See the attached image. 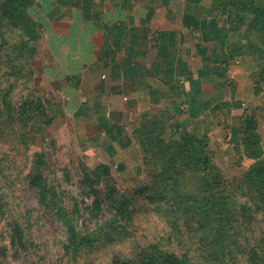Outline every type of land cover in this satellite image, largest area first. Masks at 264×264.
Listing matches in <instances>:
<instances>
[{"label": "rangeland", "instance_id": "rangeland-1", "mask_svg": "<svg viewBox=\"0 0 264 264\" xmlns=\"http://www.w3.org/2000/svg\"><path fill=\"white\" fill-rule=\"evenodd\" d=\"M49 1L52 8L62 12L77 8L74 4L77 0H34L35 6L30 9L29 17L35 25V34H27L20 23L19 26H12V20L8 19L3 27L7 42L3 54L8 56L12 53L16 61H4L5 65L3 63L1 66L0 100L3 102V96L9 93L10 101L5 104L12 102L18 107L25 101H35V104L44 107L40 110L47 115L40 119L47 123L51 117L53 120L48 126L20 120L15 126L19 133L15 136L6 134L4 138L0 135V190L7 204L6 214L0 221V246L7 248L5 258L0 253L2 264H109L117 253L132 256L140 248L155 243L177 253L187 251L188 246L182 243L181 237L171 233L170 225L174 219L164 198L167 193L180 195L199 189L190 182L176 186L167 179L158 178L160 172L155 173V177L150 173L152 157L147 155L142 144L146 141L147 146L145 118L140 116L136 123L129 125L121 146L106 148L99 143L100 140L97 143L88 140L89 133L84 123L65 115L64 100L41 80L40 68L48 61L46 36L51 22L47 19L49 15L46 11L51 7L45 9V6ZM95 2L97 0L90 1V14L98 4ZM247 18L244 37L247 42L250 40L257 45L249 27L250 17ZM258 88L261 92L256 95L257 100L244 112L255 111L263 128L264 110L261 107L264 106V83L261 82ZM38 107L35 108L40 111ZM153 116L158 121L157 131L152 134L154 139L161 136L168 143L188 130L198 134L199 138L208 139L221 170L233 177L242 176L248 171L252 161L243 153L241 130L236 134L234 130L230 133H226V130L223 133L212 132L209 128L203 131V127L207 126L206 121L204 125L201 122L194 129H187L179 124L170 126L167 114L157 112ZM217 117L219 121H227L226 116ZM143 133L145 136H142ZM102 165L110 168L119 196L127 197L129 220L123 222L125 230L104 224L106 217L92 220L86 212L91 200L82 194L80 183L85 172L94 171ZM33 176L43 178V185L50 193L49 206L41 203L40 189L32 187L30 180ZM162 181H167L168 185ZM106 186L103 184L104 189ZM60 209L74 219L83 236L97 240L92 247L76 252L66 247V232L54 216ZM106 216L110 222L113 221L112 216ZM15 221L26 231L28 256H16L11 248L9 233L11 223ZM190 253L191 256L196 255L195 250Z\"/></svg>", "mask_w": 264, "mask_h": 264}, {"label": "crops", "instance_id": "crops-1", "mask_svg": "<svg viewBox=\"0 0 264 264\" xmlns=\"http://www.w3.org/2000/svg\"><path fill=\"white\" fill-rule=\"evenodd\" d=\"M51 3L41 80L89 141L118 148L146 112L170 126L240 130L261 64L244 37L248 18L229 0H97L88 19Z\"/></svg>", "mask_w": 264, "mask_h": 264}, {"label": "trees", "instance_id": "trees-1", "mask_svg": "<svg viewBox=\"0 0 264 264\" xmlns=\"http://www.w3.org/2000/svg\"><path fill=\"white\" fill-rule=\"evenodd\" d=\"M90 1L77 0L74 3L87 19L90 17ZM229 2L251 20L249 27L258 43L251 47V53L262 66L260 81L255 86V94L258 95L261 92L258 85L264 83V2ZM34 6V0H0V71L2 64L5 65L4 61H16L12 53L8 56L3 54L7 44L3 30L6 20H12L14 27L20 23L23 31L33 35L36 33L35 25L29 12ZM5 95L4 101L0 100V135L3 138L6 134L15 136L20 132L15 128L20 120L46 126L53 120L51 117L47 123L40 119L47 116L45 111L40 110L44 108L41 104L29 100L15 107L12 102L5 104L10 101L9 93ZM36 106L40 111L36 110ZM261 108L264 110V106ZM243 114L241 145L243 153L252 162L248 171L238 177L218 167L206 137L199 138L198 134L187 130L168 143L161 136L154 139L152 134L157 131V117L147 112L141 116L147 122V146L146 141L142 144L147 155L152 157L150 173L155 177V173L160 172L158 178L167 179L176 186L190 182L199 189L180 195L167 193L164 198L174 219L170 225L171 233H177L188 250L177 253L155 243L140 248L132 256L117 253L109 264H264V125L262 128V121L255 111ZM30 183L33 188L40 189L41 203L49 206L50 193L43 185V178L33 176ZM162 183L168 185L167 181ZM103 184H107L105 189ZM114 184L110 168L102 165L94 171L85 172L80 188L82 194L91 200L86 212L92 220L106 217L104 224L125 230L123 222L129 220L128 200L125 196H119ZM6 205L0 190V221L6 214ZM106 214L114 218L112 222ZM54 216L66 232L68 249L76 252L90 248L97 242L94 238L83 236L74 219L64 209L58 210ZM9 238L16 256L29 255L27 234L19 222L11 223ZM6 250L0 246L2 258L6 257ZM192 250H195V256L190 255Z\"/></svg>", "mask_w": 264, "mask_h": 264}]
</instances>
